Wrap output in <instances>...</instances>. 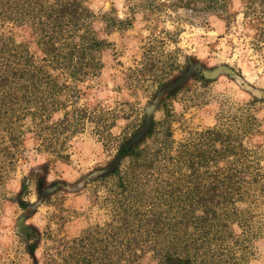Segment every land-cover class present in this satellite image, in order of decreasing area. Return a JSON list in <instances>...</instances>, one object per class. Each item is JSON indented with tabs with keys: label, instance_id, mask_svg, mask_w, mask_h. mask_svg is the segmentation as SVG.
Listing matches in <instances>:
<instances>
[{
	"label": "trees",
	"instance_id": "16d2710c",
	"mask_svg": "<svg viewBox=\"0 0 264 264\" xmlns=\"http://www.w3.org/2000/svg\"><path fill=\"white\" fill-rule=\"evenodd\" d=\"M242 1L245 18L264 20V0ZM231 3L141 0V12L146 20L164 8L227 19ZM97 19L88 0H0V215L29 143L37 154L67 162L68 142L87 124L103 145L112 138L109 112L78 106L80 85L101 76L104 54L112 47L99 35ZM130 24L112 17L106 28ZM13 28L30 36L38 59ZM157 62L148 57L145 70H154ZM132 73L141 75V68ZM58 113L62 116L55 118ZM167 117L150 123L141 144H119L120 162L91 182L95 192L105 189L100 207L107 221L62 239L41 264H141L146 257L155 264L249 262L258 235L250 204L259 179L240 159L245 149L238 133L206 129L176 144Z\"/></svg>",
	"mask_w": 264,
	"mask_h": 264
},
{
	"label": "rangeland",
	"instance_id": "374dc122",
	"mask_svg": "<svg viewBox=\"0 0 264 264\" xmlns=\"http://www.w3.org/2000/svg\"><path fill=\"white\" fill-rule=\"evenodd\" d=\"M88 6L98 17L99 35L112 47L104 54L101 76L80 85L78 106L109 112L112 138L103 145L87 124L68 142L67 162L37 154L29 143L0 215V264H41L62 239L107 221L100 207L105 189L95 192L91 182L120 162L119 144H141L150 123L165 115L176 144L206 129L238 133L245 149L240 159L259 179L250 204L258 235L247 264H264V20L245 18L242 0H232L227 19L164 8L146 20L141 0H88ZM103 15L131 24L109 30ZM11 32L39 58L25 31ZM148 57L158 60L154 70H145ZM139 68L141 75L132 73ZM165 81L169 84L160 86ZM141 264L155 263L146 257Z\"/></svg>",
	"mask_w": 264,
	"mask_h": 264
}]
</instances>
